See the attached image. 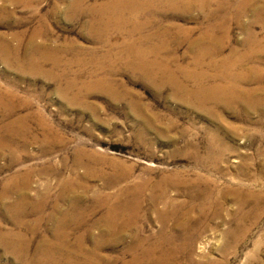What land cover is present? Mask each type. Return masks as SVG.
<instances>
[{
    "label": "rangeland",
    "instance_id": "1",
    "mask_svg": "<svg viewBox=\"0 0 264 264\" xmlns=\"http://www.w3.org/2000/svg\"><path fill=\"white\" fill-rule=\"evenodd\" d=\"M20 1L0 0V264H264V0L164 8L129 40L108 0ZM125 190L140 224L108 227Z\"/></svg>",
    "mask_w": 264,
    "mask_h": 264
},
{
    "label": "bare ground",
    "instance_id": "2",
    "mask_svg": "<svg viewBox=\"0 0 264 264\" xmlns=\"http://www.w3.org/2000/svg\"><path fill=\"white\" fill-rule=\"evenodd\" d=\"M13 1V0H12ZM16 1L17 3L18 2H21L20 0H14ZM29 2L33 1V0H27ZM74 4H76V6H80L81 5V1L82 0H74ZM256 0H247V1H244L245 3L243 4L244 6H248L250 7L249 5L251 4V6H255L256 4L255 3ZM103 2V1H101ZM100 2V3H101ZM28 3V2H27ZM243 3V2H242ZM25 4V3H24ZM98 3L92 5V6H95L97 5ZM88 5V4H87ZM77 6V7H78ZM231 6V5H230ZM245 6V7H246ZM98 7V6H97ZM100 10L103 11V13H105V16H107L110 20L114 19L116 21V28L117 30L118 29H122L124 30L125 28L127 29V24H133V26H131V28L128 30L129 33V36H127V39L128 37H135L136 35H141L142 37H146L143 34V30L145 27H147L149 24H151L150 22H152L153 20V17L154 19L156 18L154 15L157 14V11H163L164 8H171L172 10L175 9V10H179L181 9L182 11L184 12H191L192 10H194L195 8H198L199 10H201V12H203L205 9H212L211 7V4L208 0H108V1H105L103 2L100 6ZM98 7V9H99ZM79 8V7H78ZM94 8V7H93ZM96 8V7H95ZM243 10H244V7L242 6L241 7ZM253 8V7H252ZM254 8H257V6H255ZM84 9V8H83ZM92 9V8H91ZM170 9V10H171ZM246 9V8H245ZM93 10V9H92ZM95 10V9H94ZM229 10V8H228ZM96 11V10H95ZM99 12V11H97ZM156 12V13H155ZM242 12V11H241ZM163 13V12H162ZM210 13V12H209ZM102 14V13H101ZM211 14H214L213 12H211ZM240 14V13H239ZM103 16V15H102ZM104 16V17H105ZM239 16V15H238ZM101 18V17H99ZM107 18V19H108ZM213 18V17H212ZM98 19V18H97ZM106 19V20H107ZM99 20V19H98ZM109 20V21H110ZM108 21V22H109ZM94 22V20H93ZM92 22V23H93ZM103 22V21H102ZM111 22V21H110ZM96 23V20L95 22ZM103 23H106V22H103ZM112 23V22H111ZM98 24V23H97ZM154 24V23H153ZM95 25V24H94ZM111 25V24H110ZM109 25V27H110ZM101 26V25H100ZM107 27V26H106ZM129 27V26H128ZM105 28V26H104ZM124 28V29H123ZM171 28V27H170ZM170 28L166 29L165 31H163V35H171L173 33H178V34H182L184 32L187 33V29L184 28V27H178L176 28L177 30L176 31H172ZM175 28V27H174ZM159 29V28H158ZM111 30V29H110ZM154 30V29H153ZM164 30V29H162ZM125 31V30H124ZM127 31V30H126ZM127 31V32H128ZM104 31H102L103 33ZM107 32V31H106ZM110 32V31H109ZM158 33V32H157ZM107 34V33H106ZM227 34V33H226ZM209 35V34H208ZM151 36V35H150ZM140 37V36H139ZM159 37V36H158ZM164 37V36H163ZM166 37V36H165ZM206 37H207V34H206ZM141 38V37H140ZM139 38V39H140ZM160 38V37H159ZM208 38V37H207ZM222 38V37H221ZM20 40V39H19ZM129 40V39H128ZM133 40V39H131ZM219 40V39H218ZM1 41V40H0ZM135 41V40H134ZM132 41V42H134ZM138 41V40H137ZM146 41V40H145ZM216 41V40H215ZM214 41V42H215ZM32 42V40L30 41ZM191 43V42H190ZM217 44V43H216ZM142 45V44H141ZM141 45L138 44V42L135 41V48L139 51H141ZM158 45V44H157ZM163 45V44H162ZM161 45V46H162ZM133 46V45H132ZM155 46V45H153ZM222 46V45H220ZM134 48V49H135ZM151 49V48H150ZM214 49V48H213ZM13 48H11L10 44L7 42V43H3L0 44V52L4 55H11L13 53ZM138 51V52H139ZM149 51V50H148ZM151 51V50H150ZM155 51V50H154ZM143 52V51H142ZM141 52V53H142ZM160 52V51H159ZM210 52V51H209ZM135 53V52H134ZM157 53V52H156ZM208 53V52H207ZM140 54V53H139ZM207 55V54H206ZM145 58V57H144ZM246 59V58H245ZM228 60V59H227ZM242 60V59H241ZM135 61V60H134ZM145 61V60H144ZM235 61V60H234ZM151 62V61H150ZM153 62V61H152ZM215 62V61H214ZM229 62V61H227ZM233 62V61H232ZM237 62V61H236ZM240 62V61H239ZM238 62V63H239ZM139 63V62H138ZM155 63V62H154ZM153 63V65H154ZM230 63V62H229ZM235 63V62H234ZM146 64V63H145ZM157 64V62H156ZM159 64V63H158ZM231 64V63H230ZM237 64V63H236ZM161 65V63H160ZM239 65V64H238ZM148 66V65H147ZM156 66V65H155ZM154 66V67H155ZM226 66V65H224ZM223 66V67H224ZM138 67V66H137ZM160 67V66H159ZM228 67V66H227ZM231 67V66H229ZM236 67V66H235ZM142 69V68H141ZM153 69V68H152ZM162 69V68H160ZM149 70V69H148ZM225 70V68H224ZM234 70V69H233ZM153 71V70H152ZM151 71V72H152ZM226 71H229L226 69ZM232 70H230L231 72ZM233 73V71H232ZM223 74V73H222ZM236 74V73H235ZM223 76V75H222ZM242 78V77H241ZM240 78V79H241ZM239 79V78H238ZM233 81V80H232ZM217 85V84H216ZM219 85V84H218ZM222 85V84H221ZM225 85V84H224ZM227 86V85H226ZM228 87V86H227ZM233 87V86H232ZM203 88V87H201ZM208 88V87H207ZM219 87H215V88H212L210 89L209 91L205 92V93H213L216 94H220V95H225V91L227 90H230L229 92H231V89H225L223 88H220ZM230 88V87H229ZM234 88V87H233ZM232 88V89H233ZM209 89V88H208ZM223 89L225 90L224 93L222 94L221 91H223ZM200 90V89H199ZM203 90V89H202ZM206 90V88H205ZM200 92V91H199ZM203 92V91H202ZM203 92V93H204ZM201 93V94H203ZM200 94V95H201ZM209 95V96H210ZM219 95V96H220ZM231 95V93H230ZM237 96V95H236ZM215 97V96H214ZM226 97V95L224 96ZM207 98V97H206ZM223 98V96H222ZM228 100V99H227ZM138 192L141 191L140 188H143L142 187V184H139L137 185L136 187H134ZM132 191H129V190H125L124 192L121 191V192H118L117 195L114 196V201L112 200V197L113 196H103V200L102 201H99L98 205L99 206H103L105 207L106 209V216H105V223L106 225H108V227H113L115 225H119L121 226L122 228L121 229H125V228H130L131 226H134V225H137L139 222H138V213L140 212L141 210V207H142V196L141 195H137V196H132V197H129V198H126L127 195H129ZM127 193V195H126ZM165 193V192H164ZM162 194L161 195V199L165 198V194ZM126 196V197H124ZM159 196L156 194L154 195L153 197H151V199L149 200L150 201V204L152 205L153 208H156L157 209V206H158V202H159ZM165 204V207H168L171 203H169V201L166 199V201L164 202ZM167 210L164 208L163 212H162V216H164L165 214H167ZM137 218V219H136ZM165 220V218H164ZM140 224V223H139ZM167 224V223H165ZM136 227V226H135ZM146 242L147 239H144V240H140V242ZM176 241V240H175ZM190 241V242H189ZM189 241H186V242H189V243H194L195 242V239L193 238L192 240H189ZM180 242V241H179ZM186 242H183V243H186ZM156 243H172V239H167V240H157ZM175 243V242H174Z\"/></svg>",
    "mask_w": 264,
    "mask_h": 264
}]
</instances>
